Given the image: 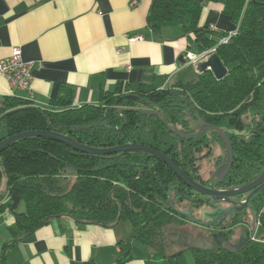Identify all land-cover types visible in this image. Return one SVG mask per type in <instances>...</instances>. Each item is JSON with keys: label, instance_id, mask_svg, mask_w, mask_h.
Instances as JSON below:
<instances>
[{"label": "trees", "instance_id": "obj_1", "mask_svg": "<svg viewBox=\"0 0 264 264\" xmlns=\"http://www.w3.org/2000/svg\"><path fill=\"white\" fill-rule=\"evenodd\" d=\"M212 1L221 2L222 13L237 25L235 34L225 43L218 42L226 33H213L199 26L202 7L189 0H152L147 24L158 32L162 23L177 21L184 34L194 35L200 52L214 47L213 53L227 68L222 79L205 70L167 89L139 85L135 91L127 89L121 94L101 90L99 105L79 107L71 106L72 88L60 85L50 99L58 110L41 109L29 100L3 96L0 141L23 131L48 130L93 147L141 144L169 155L194 178L191 161H181L178 151L188 147L190 141L172 134L157 115L142 111L148 107L135 97L152 103L181 132L191 131L188 118H200L216 126L226 122L240 125V117L252 109L257 116L251 124L253 134L248 141L234 146L236 162L225 186L253 179L264 169V109L260 105L264 96V0ZM110 108L123 110L109 112ZM185 188L170 169L142 153L89 155L41 137L22 139L0 153V213L6 209L5 196L8 200L11 196L19 198L24 210L15 213L14 220L24 236L62 215L76 222L105 226L125 221L130 223L132 234L121 242L120 263L131 257L132 245L160 255L153 247L158 243V231L176 219L163 207L168 197L173 204L183 202ZM256 220L264 229L263 199L256 207ZM186 250L191 252L194 264H264V239H249L236 251L213 247L167 252L171 254L163 264H186Z\"/></svg>", "mask_w": 264, "mask_h": 264}, {"label": "crops", "instance_id": "obj_2", "mask_svg": "<svg viewBox=\"0 0 264 264\" xmlns=\"http://www.w3.org/2000/svg\"><path fill=\"white\" fill-rule=\"evenodd\" d=\"M189 1L202 7L200 27L216 25L219 33L236 32L237 25L222 13L221 2ZM129 2L0 0V59L17 46L25 61L35 63L29 89L13 86L0 76V97L14 96L41 109L58 110L50 99L60 85L72 88L71 106L79 107L99 105L101 90L121 94L139 85L167 89L200 73L198 61L192 64L185 57L188 51L200 52L194 35L184 34L177 21L162 23L153 32L147 24L152 0H137L134 6ZM135 36L141 39L130 40ZM3 202L0 264H163L164 257L135 245L131 257L118 262L121 242L132 234L128 222L105 226L62 215L24 236L14 220V214L24 210L22 202L13 196L10 200L5 196ZM253 237L264 239L258 223Z\"/></svg>", "mask_w": 264, "mask_h": 264}, {"label": "flooded vegetation", "instance_id": "obj_3", "mask_svg": "<svg viewBox=\"0 0 264 264\" xmlns=\"http://www.w3.org/2000/svg\"><path fill=\"white\" fill-rule=\"evenodd\" d=\"M198 119L188 118L190 122V128H191L192 120L197 121ZM254 121L255 118L253 117L249 118L247 116L245 117L241 116L240 125L236 124L235 122H233L232 125H230L228 122H226L225 124L223 123L222 125L218 126V127H224L226 129L225 136L230 144L232 162L227 172L225 173L224 177L221 180L217 181L216 183H215L216 176L214 175V173L220 165L227 163L229 157L227 144L225 143L221 134L215 131L207 130V131L199 132L196 136L191 138H182L171 132L180 139H183L185 141H190L188 143V147L183 146L182 148L178 149V151L181 154L179 156V159L181 161L184 160L191 161L192 164L191 172L194 178H192L191 176H189L184 172V169H182L183 166L181 168L169 155L165 153L164 154L167 155L187 176H189L190 178H192L193 180H195L197 183L201 184L204 187L210 189L211 188L225 189V188H234L244 185L250 182L251 180H253L255 177L253 179L243 181L237 185H232V186H225V182L228 174L230 173L231 169L233 168L236 162L234 146L237 144H242L244 141L249 140L250 136L253 134L252 132L253 125L251 124ZM166 122L168 121L166 120ZM185 133L193 134L194 132L191 130ZM155 160L161 162L157 159ZM161 163L165 165L163 162ZM121 164L135 166L134 163L122 162ZM149 164L154 166L153 162H150ZM236 181H242V180L240 178H236ZM185 187H186L185 190L182 191L184 197L183 202L173 204L168 197L167 205L165 206L163 205L164 207L162 206L163 209L165 208L164 211L169 212L172 216L176 218L171 225H165L164 227L159 229L158 243L153 244L156 253L160 254L162 257H164V259L171 253H176L184 249L191 248V247H186L184 244L186 242L185 235H190V239H189L190 241H193L195 238H200V239L202 238L205 239L207 242H210L211 245L215 247L212 241V235L214 233L228 230L229 241L231 243H237L239 236L243 233V231L246 228L249 229L250 233L253 231L254 225H256L258 221V220L255 221L256 207L261 202V199L264 200V186L261 187L255 194H253L249 198L245 207L240 212L233 215L231 220L229 219V215H224L220 217L219 220L214 224L207 226H200L198 223L191 221L189 217L181 215L179 212L189 210L190 215L195 220L202 221L203 210L212 211L216 209V205L225 208L230 204L225 201L212 200L210 197L204 194H200L192 189H189L187 186ZM170 193H171V189H169L168 191V196L170 195ZM248 193L249 191L239 194L237 196H231L230 199L236 201H244ZM169 200L171 203L169 202ZM167 252H171V253L167 254Z\"/></svg>", "mask_w": 264, "mask_h": 264}, {"label": "water", "instance_id": "obj_4", "mask_svg": "<svg viewBox=\"0 0 264 264\" xmlns=\"http://www.w3.org/2000/svg\"><path fill=\"white\" fill-rule=\"evenodd\" d=\"M181 58L182 56H180L178 60H181ZM205 70H210L215 76V78L218 80L222 79L227 74V68L222 64L219 57L214 53L209 54L205 59H202L197 62V71L203 72ZM135 98L140 103L148 107L147 109H144L142 111L148 114L157 115L161 119V121L166 123L167 128L179 137L191 138V137L196 136L199 132L207 131V130L215 131L221 134L225 143L227 144L229 157H228L227 163L220 165L216 169L214 173V175L216 176L215 183L224 177L225 173L227 172L232 162L231 148L225 136L226 129L224 127H218L216 125L204 123L201 119H198L197 121L192 120L191 130L194 133L186 134L185 132L179 131L171 123L166 122L163 114L157 111L155 106L152 103L147 102L145 100H141L137 97ZM113 110H115L117 113H121L123 109L121 108L108 109L109 112H112ZM31 137H41L44 139L54 140V141H57V142H60L66 145L67 147H69L70 149L74 151H77L83 154L106 156V155L122 153V152H135V153L146 154L150 157H153L163 162L172 171V173L176 176V178L179 181H181L185 186H187L189 189H192L200 194H204L210 197L212 200L225 201L230 204L229 206L225 208L219 205H216V209L212 211L203 210L202 211V221L195 220L190 215L189 210L179 212L181 215L189 217L191 221L198 223L200 226L212 225L215 222H217L220 217L224 215H229V219L231 220L233 215L237 214L245 207L249 198L253 194H255L261 187L264 186V169H263L253 180H251L250 182L244 185L234 187V188H225V189H217V188L212 189L211 188L210 189V188L202 186L201 184L197 183L195 180L187 176L167 155L151 147L141 145V144H135V143H125V144L113 146V147H93V146L80 143L75 138L68 136V135H64L57 131L30 130V131H23V132L8 136L0 141V153L6 147L12 145L13 143L20 141L22 139L31 138ZM248 191L249 193L247 194L244 201H236V200L230 199L231 196H237L239 194H242ZM254 230H255V225L251 233L249 229L246 228L243 231V233L239 236L237 243H231L229 241L228 239L229 231L228 230L214 233L212 235V241L216 248L236 251V250L241 249L248 243ZM189 239H190V235H185L186 242L184 244L186 247L199 248L202 250H208V249L213 248L211 243L207 242L205 239L195 238L193 241H190Z\"/></svg>", "mask_w": 264, "mask_h": 264}, {"label": "built area", "instance_id": "obj_5", "mask_svg": "<svg viewBox=\"0 0 264 264\" xmlns=\"http://www.w3.org/2000/svg\"><path fill=\"white\" fill-rule=\"evenodd\" d=\"M137 4V0H130L129 6H134ZM208 29L213 33H219V28L216 25H209ZM226 34L222 36L218 43H225L228 41L230 36L234 35ZM141 39L140 36H135L130 38V40ZM214 47L201 51L199 53H192L190 51L186 52V59L194 64L197 61L205 59L209 54L214 52ZM40 65L37 64V67ZM35 67V63L32 61H25L22 57V50L20 47H13L11 49V53L9 56L0 59V76L4 77L9 83L13 86H16L21 89H29L30 83L32 80V70ZM257 223H259L257 221ZM251 239L254 240L255 238L253 235Z\"/></svg>", "mask_w": 264, "mask_h": 264}, {"label": "rangeland", "instance_id": "obj_6", "mask_svg": "<svg viewBox=\"0 0 264 264\" xmlns=\"http://www.w3.org/2000/svg\"><path fill=\"white\" fill-rule=\"evenodd\" d=\"M260 105L264 109V96L260 102ZM254 113L255 112L252 109H248V111L246 112V114L243 117L247 116V117L251 118V117H253ZM252 235H253V233H252ZM260 236H261L260 234H257V237H260ZM174 249H176V248H174ZM185 262H186V264H194L192 254L189 251H186V253H185Z\"/></svg>", "mask_w": 264, "mask_h": 264}]
</instances>
